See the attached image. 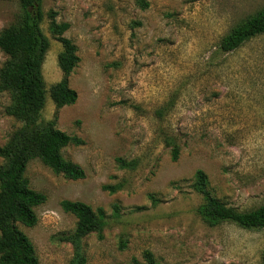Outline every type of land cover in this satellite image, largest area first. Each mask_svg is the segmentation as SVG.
I'll use <instances>...</instances> for the list:
<instances>
[{
    "label": "rangeland",
    "instance_id": "1",
    "mask_svg": "<svg viewBox=\"0 0 264 264\" xmlns=\"http://www.w3.org/2000/svg\"><path fill=\"white\" fill-rule=\"evenodd\" d=\"M149 1L141 9L135 0H43L51 45L42 118L84 139L62 153L85 176L69 179L30 160V185L47 198L35 208L38 222L19 226L40 264H71L75 247L66 236L77 218L61 202L80 200L105 215L102 232L82 238L85 264L133 257L145 264L147 249L160 264H260L264 228L209 224L197 213L204 198L193 184L202 169L227 206L264 203V34L233 51L219 47L264 0ZM50 12L70 23L65 36L80 56L69 77L78 98L59 108L50 88L63 77L62 45L49 30ZM19 13V0H0V31ZM6 59L0 49V68ZM10 103L0 89V145L22 125L7 113Z\"/></svg>",
    "mask_w": 264,
    "mask_h": 264
},
{
    "label": "trees",
    "instance_id": "2",
    "mask_svg": "<svg viewBox=\"0 0 264 264\" xmlns=\"http://www.w3.org/2000/svg\"><path fill=\"white\" fill-rule=\"evenodd\" d=\"M20 13L16 19L0 31V49L7 59L0 68V89L11 94L8 114L22 122L13 131L7 142L0 145V264H40L36 248L20 224L34 226L38 222L35 208L46 201V195L31 187L26 176L30 160L39 158L54 172L69 179L85 176L84 169L76 162L66 159L62 150L85 141L55 126V120L45 121L42 112L47 101V88L43 64L50 49V38L44 33L43 0H19ZM141 9L150 6L149 0H135ZM50 32L61 43L58 64L63 72L60 81L52 84L50 96L56 106L75 103L78 93L69 85V77L80 61L78 46L65 36L69 22H58L50 12ZM264 34V6L235 24L224 36L219 47L222 51H233L251 38ZM179 148L174 147L172 157L178 158ZM120 161L124 160L120 159ZM126 165V163H124ZM194 188L203 195L204 201L197 213L209 224L230 221L247 229L264 228V203L246 210L227 206L208 190V177L204 170L195 173ZM63 209L77 218L75 230L66 236L75 247L71 264H85L81 253L82 238L92 232L101 233L105 215L101 208L95 211L80 200L64 199ZM126 241L123 242V247ZM145 264H160L151 250L143 252ZM141 264L137 257L127 263ZM260 264H264V250Z\"/></svg>",
    "mask_w": 264,
    "mask_h": 264
}]
</instances>
